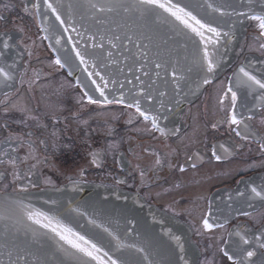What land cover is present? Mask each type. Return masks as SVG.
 <instances>
[{"label":"flooded vegetation","instance_id":"obj_1","mask_svg":"<svg viewBox=\"0 0 264 264\" xmlns=\"http://www.w3.org/2000/svg\"><path fill=\"white\" fill-rule=\"evenodd\" d=\"M36 1L0 0V68L10 77L0 74V195L69 182L130 191L185 225L196 264H264V90L236 85L241 67L264 81V34L252 19L264 4L194 100L178 112L141 110L145 119L120 101L89 102L56 63Z\"/></svg>","mask_w":264,"mask_h":264},{"label":"water","instance_id":"obj_2","mask_svg":"<svg viewBox=\"0 0 264 264\" xmlns=\"http://www.w3.org/2000/svg\"><path fill=\"white\" fill-rule=\"evenodd\" d=\"M160 2L184 8L219 30V38L205 32L218 39L208 46L216 64L213 72L201 59L200 38L157 6L141 5L139 0H37L36 7L50 48L90 96L104 100L96 88L99 84L108 100L123 97L128 105L138 101L144 112H178L203 91L205 79L212 80L230 63L245 37L248 18L259 12L264 0ZM77 52L86 63L80 62ZM29 211L54 218L52 226L57 222L62 226L58 231L67 227L95 243L102 251L93 255L104 264H196L198 260L185 225L137 193L69 182L0 195V264H100L29 220Z\"/></svg>","mask_w":264,"mask_h":264},{"label":"snow or ice","instance_id":"obj_3","mask_svg":"<svg viewBox=\"0 0 264 264\" xmlns=\"http://www.w3.org/2000/svg\"><path fill=\"white\" fill-rule=\"evenodd\" d=\"M139 3L141 5H154L157 6L161 9H164L165 12H169L171 16L175 17L176 20L180 21L185 28H188L191 30V32L195 33L196 36L200 38V41L203 43L204 47L202 49V61L204 62V65L206 66V69L209 73L213 72L214 69L216 68V64L214 63V59L212 54L208 50L209 45H215L218 43V39H213L211 35L205 36V32L214 34L215 37L219 38L220 32L217 28L212 27L209 24L202 23L201 20L197 19L196 16L192 15L191 12L186 11L184 8H180L176 5L171 4L170 2L168 3H161L160 0H139ZM48 7L52 9L53 12H56V9L53 7L52 4H48ZM93 7H96V5H93ZM101 11L104 9L101 8ZM111 10V9H109ZM218 10V9H217ZM57 20H60V16L57 15ZM252 19H255L259 22V27L262 30V34H264V15H259V16H253ZM191 21V22H190ZM61 24H63V20H60ZM67 30V29H65ZM59 43V41H57ZM7 47V45H5ZM264 47V45H262ZM78 57H80V62L82 64L86 63L83 56L79 52L76 53ZM57 64H60L61 67L64 65L61 64V61L59 59L56 60ZM157 67H160V65H156ZM239 75L236 78V85L238 87L242 88H247L251 90L255 89H260L264 90V81L257 79L256 76L252 75L250 72L246 71L244 67H241L239 70ZM0 74H3L6 78H10L9 74L4 71L3 68H0ZM92 73H89V76H91ZM98 75V73H97ZM103 77H101V80L103 81ZM209 81L207 79L204 80V83H208ZM93 84H95V81H92ZM107 81H104L105 87L107 86ZM97 90L100 92V95L104 97L105 103H113L114 101L108 100L107 96L104 94L103 88L99 84L96 85ZM231 95V101H232V114L230 117V123L239 126L242 121L237 119V115L235 112L236 109V102H237V93L236 91L233 90V86L230 84L227 87L226 92L224 93L225 98H227ZM123 97L120 98V102H123ZM261 99H264V95L261 96ZM88 100L90 103H99V101L93 100L91 96L88 97ZM128 107H133L135 106V109L138 113H140L141 116H144L145 119H149V117L141 111L139 102L137 101L135 105L129 104L127 105ZM152 123L153 127L159 129V126L156 123L155 117H152ZM247 125H245V128ZM162 131V130H161ZM237 135H240V132H237ZM223 147V146H221ZM264 147V145H262ZM215 155V152L213 153ZM216 159L219 160L220 157L216 156ZM95 163V160L93 161ZM159 163V161H157ZM252 192L255 193L257 196H261V192H258L256 188H252ZM28 219L32 220L36 224H40L41 227L43 228H48L50 229L53 233H56L60 237L61 240H64L66 243L70 244L72 248L76 249L77 251L83 253L86 256L92 257L93 259L100 260L99 256H94L93 253H99L102 250L97 247L95 243H92L90 240H86L85 237L79 235L78 233H73L70 228L63 227L62 230H59L62 226L59 225V222H57V226L53 227V220L54 218L48 217L44 213L40 212H32L29 211L27 213ZM40 217H43V220L46 221L45 223H42ZM206 227H211V225L208 224L207 221L204 222ZM70 236H75V240L70 239ZM243 243H248L246 239L243 240ZM84 245H87L85 247ZM227 255V253H225ZM106 256L107 253H104ZM253 255V252L249 251L247 252V256L251 257ZM232 257H229L231 259ZM100 264H104L103 260H100ZM112 264H116V261H112Z\"/></svg>","mask_w":264,"mask_h":264},{"label":"rangeland","instance_id":"obj_4","mask_svg":"<svg viewBox=\"0 0 264 264\" xmlns=\"http://www.w3.org/2000/svg\"><path fill=\"white\" fill-rule=\"evenodd\" d=\"M40 44H42L41 42H39Z\"/></svg>","mask_w":264,"mask_h":264}]
</instances>
